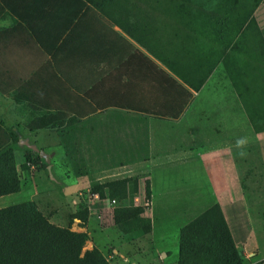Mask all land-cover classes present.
Wrapping results in <instances>:
<instances>
[{
  "label": "crops",
  "instance_id": "0c3cea01",
  "mask_svg": "<svg viewBox=\"0 0 264 264\" xmlns=\"http://www.w3.org/2000/svg\"><path fill=\"white\" fill-rule=\"evenodd\" d=\"M116 7L107 17L86 0H0V147L21 181L0 198L30 191L51 224L85 233L83 254L96 249L106 264H179L182 229L218 204L243 264H264V0L256 37L233 53L240 34L229 45V25H165L153 0ZM229 86L214 119L211 95ZM35 154L51 170L68 161L72 184L47 183L48 167L21 170ZM136 177L126 201L149 204L150 233L99 221L96 200L80 196ZM81 202L85 224L74 217Z\"/></svg>",
  "mask_w": 264,
  "mask_h": 264
},
{
  "label": "trees",
  "instance_id": "16d2710c",
  "mask_svg": "<svg viewBox=\"0 0 264 264\" xmlns=\"http://www.w3.org/2000/svg\"><path fill=\"white\" fill-rule=\"evenodd\" d=\"M86 1L108 17L113 8L116 9L123 0ZM153 1H158L159 9L163 10L165 25H179L180 17L188 25H193L195 22L197 25H205L209 19L213 21V17L217 14V11L211 12L213 16L209 17L208 10L195 13L192 10L194 5L188 0ZM260 2L258 1L250 10L247 0H237L235 10L221 23L229 25L227 28L229 45L237 34H240L229 53H233L241 41L246 40L247 44L252 37H256L253 29L258 27L254 12ZM192 86L198 91L202 84ZM2 146L0 147V197L16 193L21 189L13 154L11 151H3L4 146ZM39 163H42V168L49 166L38 154L28 155L21 170L28 172V164L39 167ZM138 179V177L119 179L95 184L91 188L92 192L98 193L103 200L107 199L106 190L109 193L108 200L110 202L116 200L118 205L114 210L113 220L124 234L138 230L150 233L152 230L151 220L143 217L145 211L143 204L125 205L130 185L138 190ZM145 195L146 199L150 200L149 181ZM85 207L86 209L77 215L82 224H85L89 217L87 206ZM87 241L88 236L85 233L73 232L69 228L51 224L35 203L28 202L0 209V264H106L105 258L96 249L83 254ZM179 246V264H243L242 252L236 246L218 204L182 229Z\"/></svg>",
  "mask_w": 264,
  "mask_h": 264
},
{
  "label": "rangeland",
  "instance_id": "374dc122",
  "mask_svg": "<svg viewBox=\"0 0 264 264\" xmlns=\"http://www.w3.org/2000/svg\"><path fill=\"white\" fill-rule=\"evenodd\" d=\"M188 1H190V3H192L194 5L192 10L195 13L208 10V11H210V12H208V16L212 17L213 14L211 12L217 11V14L213 17V21L211 19H209V22H206L205 25H222L221 23L226 19V17H228V15H231L232 12L235 10V5L237 2V0H188ZM258 1L260 2V0H247L248 9L252 10L254 8V6L258 3ZM261 2H262V0H261ZM199 17H201V16H199ZM180 19L181 20L179 21V25H188L186 22H183L182 17H180ZM193 25H197L196 22ZM230 89L232 90V88L229 86V91L213 93V95H211L212 100H213V104H214V107H212V111L214 112V114H213L214 119L217 116V114L215 112H216L218 102H220L222 96H225L230 92ZM244 118L247 122L246 116ZM56 153L58 155L57 159L60 160L58 152H56ZM51 154H53V153H51ZM39 164H40V166L36 167L34 172L44 170L41 167L42 163H39ZM62 166L63 167L61 168V170H59L58 168H55V167L52 168V170L49 167L45 170V173L43 174V176L45 177L47 183H51L52 185H56V186L58 185L57 184L58 181L59 182H65V184L67 182H71L70 184H72V182H73L72 179H70L71 181L63 179L64 174L72 173L71 172L72 165L69 164L68 161H66L65 163H62ZM93 168H96V167H93ZM36 175L38 176L37 173H36ZM22 178H25V177L22 176ZM25 181H26V179H24L23 183H25ZM256 182H259V187H260V189H259L260 190V198H261L260 203H261V207H262V208L261 207L260 208L264 210V175H263V173L261 175H259V179H257ZM60 186L63 187L64 185H60ZM89 190H91V189H89ZM106 192H107V190H106ZM197 192H201V191H197ZM32 194L33 193H31L30 191H25V192H22L21 194H14V195L9 196V197L0 198V206L10 207V206H15V205H18L21 203L29 202V201L33 200ZM41 197H43V196L41 195ZM87 199H91L92 202L94 201V200H92L93 198L90 196L85 197V200H87ZM204 201H205V199H203V202ZM84 202H81L82 204L75 211L74 217H77V215L79 214L80 211H84L86 209V207L83 204ZM125 205L126 206H133L128 201L125 202ZM143 205L145 208H147L146 201H145V204L143 202ZM91 207L93 208L92 210L95 209L97 211L96 213L102 217L101 220H102V222H104L105 220H109V219L113 220L114 210L117 206L113 207L111 205V202L108 199H105L103 202L102 201H95L94 204L91 203ZM201 207L202 206L198 207L199 212L203 210L202 208H204V207H202V208ZM87 210H88V208H87ZM88 213H89V210H88ZM72 219H73V217L70 216V222ZM101 220H99V221H101ZM118 228L120 229L119 226H118ZM165 228L166 227L163 226V227L157 229V231H160V236H162L161 232ZM174 229L175 228H173L172 230H174ZM172 230H170V233L172 232ZM103 239H101V240L103 241ZM111 240H112V238H111Z\"/></svg>",
  "mask_w": 264,
  "mask_h": 264
},
{
  "label": "built area",
  "instance_id": "2783aa9c",
  "mask_svg": "<svg viewBox=\"0 0 264 264\" xmlns=\"http://www.w3.org/2000/svg\"><path fill=\"white\" fill-rule=\"evenodd\" d=\"M80 196H82V197H92L93 198V200H96V201H104L103 199H101V197H100V195L98 194V193H93L92 192V190H87V191H84L83 193H81L80 194ZM107 199H108V196H107ZM111 205L113 206V207H116L118 204H117V202H116V200H112L111 201ZM146 206L148 207L149 206V204L148 203H146ZM98 218L101 220L102 219V217L100 216V215H98Z\"/></svg>",
  "mask_w": 264,
  "mask_h": 264
},
{
  "label": "clouds",
  "instance_id": "9594fccd",
  "mask_svg": "<svg viewBox=\"0 0 264 264\" xmlns=\"http://www.w3.org/2000/svg\"><path fill=\"white\" fill-rule=\"evenodd\" d=\"M243 143H244V142L241 141V140H238V141H237V145H238V146L242 145ZM241 155H243V153H241Z\"/></svg>",
  "mask_w": 264,
  "mask_h": 264
},
{
  "label": "water",
  "instance_id": "95a60500",
  "mask_svg": "<svg viewBox=\"0 0 264 264\" xmlns=\"http://www.w3.org/2000/svg\"><path fill=\"white\" fill-rule=\"evenodd\" d=\"M43 157L45 158V160H46L47 163H50V159L47 156L43 155Z\"/></svg>",
  "mask_w": 264,
  "mask_h": 264
}]
</instances>
